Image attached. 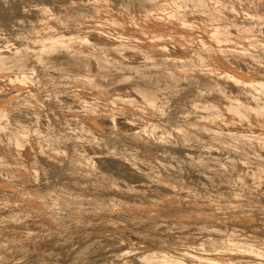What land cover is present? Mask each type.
I'll list each match as a JSON object with an SVG mask.
<instances>
[{"label": "rangeland", "instance_id": "rangeland-1", "mask_svg": "<svg viewBox=\"0 0 264 264\" xmlns=\"http://www.w3.org/2000/svg\"><path fill=\"white\" fill-rule=\"evenodd\" d=\"M204 2L0 0V264H154L163 248L212 253L231 236L264 245V127L201 113L225 106L214 89L264 95V0ZM221 5L231 23L195 32L193 17ZM246 28L263 33L258 46L233 41ZM131 29L151 40L124 49Z\"/></svg>", "mask_w": 264, "mask_h": 264}, {"label": "bare ground", "instance_id": "bare-ground-1", "mask_svg": "<svg viewBox=\"0 0 264 264\" xmlns=\"http://www.w3.org/2000/svg\"><path fill=\"white\" fill-rule=\"evenodd\" d=\"M232 1V0H231ZM236 1V0H235ZM248 1V0H247ZM162 2V1H161ZM178 2V1H177ZM226 2H229V1H225V3ZM242 2V1H241ZM240 2V3H241ZM159 3V2H158ZM180 3V2H179ZM194 3V2H193ZM203 3V2H202ZM204 3H206V0H205V2ZM220 3V2H219ZM231 3V2H230ZM233 3V2H232ZM235 3V2H234ZM233 3V4H234ZM251 3V2H250ZM257 3V2H256ZM168 4V3H167ZM178 4V3H177ZM207 4H208V2H207ZM217 4H218V2H217ZM90 5V4H89ZM110 5V4H109ZM151 5V4H150ZM193 5V4H192ZM228 5H229V3H228ZM237 5V4H236ZM244 5V4H243ZM166 6V5H165ZM169 6V5H168ZM222 6V10H220V11H217L215 8V10L216 11H210L208 14V16H201V17H193V18H195V20L196 21H194V26H195V32H197V30H202V29H204V28H207V27H209V26H213V24H215V23H217L218 21H224V23L226 22L227 24H229V23H231V22H229L228 20H227V18H225V12H226V9L224 10V7H223V5H221ZM230 6H232V5H230ZM241 6V5H240ZM255 6V5H254ZM153 7V6H152ZM158 7V6H157ZM181 7H183V6H181ZM203 7V6H202ZM226 7V6H225ZM229 7V6H228ZM180 8V7H179ZM188 8V7H187ZM218 8V7H217ZM232 8H233V6H232ZM231 7H230V9H232ZM199 9V8H198ZM206 8L204 7V9L203 10H205ZM220 9V8H219ZM218 9V10H219ZM228 9L229 8H227V11H228ZM235 10H237L238 11V13L240 12L238 9H237V6H236V8H234ZM247 9H249V8H247ZM104 10V9H103ZM193 10V9H192ZM187 11V10H186ZM225 11V12H224ZM230 11V10H229ZM228 11V12H229ZM262 11V10H261ZM107 12V11H106ZM199 12V11H198ZM202 12V11H201ZM231 12H232V10H231ZM231 12H229V13H231ZM98 13V12H97ZM96 13V14H97ZM160 13V12H159ZM183 13V12H182ZM235 13V12H234ZM241 13H243V12H241ZM250 13V12H249ZM121 14V13H120ZM200 14H202V13H200ZM199 14V15H200ZM233 14V13H232ZM83 15V14H82ZM195 15V14H194ZM222 16V20H220L219 18ZM236 15V14H235ZM240 15V14H239ZM228 16V15H227ZM226 16V17H227ZM250 16H252V15H250ZM255 16H256V14H255ZM58 17V16H57ZM254 17V16H253ZM252 17V18H253ZM180 18V17H179ZM256 18V17H255ZM93 19V18H92ZM190 19V18H189ZM189 19H183V21H181L182 22V24L183 25H188V24H190L191 22H192V20H191V22H189L190 20ZM242 19V18H241ZM181 20V19H180ZM189 20V21H188ZM244 20H245V17H244ZM249 20V19H248ZM257 20H258V18H257ZM260 20V19H259ZM253 21V20H252ZM262 21V20H261ZM94 22V21H93ZM233 22L234 21H232V24L231 25H235V24H233ZM244 22V21H243ZM98 23V22H97ZM100 24H101V21L99 22ZM123 23V22H122ZM93 24V23H92ZM219 24H221V23H219ZM226 24V25H227ZM252 24V23H251ZM264 24V23H263ZM117 25V24H116ZM166 25V24H165ZM182 25V26H183ZM192 25V26H193ZM167 26H169V25H167ZM193 26V27H194ZM229 26V25H228ZM227 26V27H228ZM236 26H237V24H236ZM235 26V27H236ZM260 26V25H259ZM123 27V26H122ZM134 28H135V26H133ZM136 27H138L137 25H136ZM140 27V26H139ZM171 27V26H170ZM173 27H176V26H173ZM238 27V26H237ZM243 27H244V25H243ZM250 27H251V25H250ZM75 28V27H74ZM97 28V27H96ZM95 28V29H96ZM117 28H121V26H119V27H117ZM131 28V27H130ZM182 28V27H181ZM180 28V29H181ZM192 28V27H191ZM48 29V28H47ZM60 29V28H59ZM104 29V30H103ZM122 29H124V28H122ZM136 29V28H135ZM138 29V28H137ZM169 29H171V28H169ZM172 29H174V28H172ZM180 29H179V31H180ZM182 29H185V27L184 28H182ZM230 29V28H229ZM54 30V29H53ZM61 30V29H60ZM67 30V29H66ZM100 30H102L101 32H103V31H109V32H112L111 34H113V33H122V32H124L123 30L122 31H120V30H116V29H114L112 26H108V27H105V28H101ZM133 29H131L130 31H131V33H130V35H128V34H126L125 35V38L123 39V42H122V46L124 47V42L125 41H130V42H132V41H140L141 42V40H142V42L144 41H147V39L149 38V37H151L150 35L151 34H149V37L147 38H145L141 33H142V31H132ZM144 30V29H143ZM151 30V29H150ZM176 30V29H175ZM187 29H185V31H186ZM191 30V29H190ZM189 30V31H190ZM68 31V30H67ZM79 31H81V30H79ZM106 31V32H107ZM126 31H127V28H126ZM164 31V30H163ZM178 31V30H177ZM182 31V30H181ZM194 31V30H193ZM260 31V30H259ZM52 32V31H51ZM50 32V33H51ZM53 32H55V31H53ZM57 32V31H56ZM77 32V31H76ZM89 32H90V30H89ZM92 32V31H91ZM94 32V31H93ZM158 32V31H157ZM192 33L193 35H197L196 33ZM201 33V31H198V33ZM228 32H229V30H228ZM226 30H223L222 31V29H221V31H219L218 33H217V36H219V37H217V38H220V40L221 39H226V38H228V39H234V38H230L231 37V34H229ZM261 32V31H260ZM49 33V34H50ZM61 33V32H60ZM120 33H119V35H120ZM126 33V32H125ZM145 33H147V32H145ZM180 33V32H179ZM185 33V32H184ZM188 33V32H187ZM235 33V32H234ZM238 33V32H237ZM262 33V32H261ZM260 33V34H261ZM83 36H81V37H84V36H88V32H87V34L86 35H84V33H81ZM98 34H101V33H98L97 32V35ZM106 34V33H105ZM110 34V36H112V37H110L109 36V34L108 35H106V37L105 38H103L104 36H102L101 37V39H103L102 41H104L106 38L108 39V38H113L114 37V35H111ZM124 34V33H123ZM154 34V33H153ZM152 34V35H153ZM159 34V33H158ZM164 33H162V36H161V39L163 38V37H167L168 35H163ZM168 34H170V32L168 33ZM174 34H175V32H174ZM183 34V33H182ZM202 34V33H201ZM204 34V33H203ZM214 34V33H213ZM259 34V32H255L253 29H251V28H246V29H244V30H241L238 34H237V36L235 35V39L233 40V41H236L238 44H239V42L240 41H244V40H246V41H251L252 42V45H253V47H255L254 45H259L260 44V35ZM263 34V33H262ZM22 35H23V33H22ZM61 35V34H60ZM90 35V34H89ZM103 35V34H102ZM145 35V34H144ZM161 35V34H160ZM159 35V36H160ZM177 35V34H176ZM176 35H174L175 37H176ZM199 35V34H198ZM24 36V35H23ZM53 36H56V33H55V35H53ZM63 36V35H62ZM71 36H73V35H71ZM76 36V35H75ZM86 36V40H88V38L89 37H87ZM120 36H122V34L120 35ZM119 36V37H120ZM124 36V35H123ZM172 36V38H173V35H171ZM171 36L169 35V37L171 38ZM180 36V35H179ZM188 36V35H187ZM191 36V35H190ZM204 36H205V34H204ZM214 36H215V34H214ZM233 36V35H232ZM263 36H264V34L261 36L262 38H263ZM8 37V36H7ZM30 37V36H29ZM80 37V38H81ZM96 37V36H95ZM98 37H100V36H98ZM115 37H117V35L115 36ZM117 37L118 38V40L120 39V38H123V37ZM154 37H156V31H155V36ZM182 37V36H181ZM181 37H179V38H181ZM185 37V36H184ZM183 37V39H184V41H186L185 39H186V37L184 38ZM202 37H203V35H202ZM202 37L201 38H199V39H201L202 41L201 42H198V43H203V40L205 41V39H202ZM213 37V36H212ZM79 38V39H80ZM117 38H115V40H117ZM156 38H159V40H160V37H156ZM156 38H155V40H156ZM178 38V36L176 37V39ZM198 38V37H197ZM204 38H206V36L204 37ZM27 39V38H26ZM68 39V42L66 41ZM67 39H65L64 40V38H63V41L64 42H60V45H70L69 44V41H74V43L76 42V40H74V39H77L76 37H74V39H72V37H68ZM70 39V40H69ZM94 39H97V38H94ZM101 39H100V41H101ZM114 39V38H113ZM153 39V38H152ZM165 39L166 38H164V41L163 42H166V41H168L169 42V40H171V39H169V40H166L165 41ZM175 39V38H174ZM189 39V40H188ZM198 39V40H199ZM212 39V38H211ZM215 39V38H214ZM83 40V39H82ZM82 40H81V43L80 44H83V45H85L84 47L85 48H81V49H88L89 47H86L87 45H86V43H87V41H86V43L83 41L82 42ZM91 39H89V41H90ZM148 40H151V39H148ZM178 41H180L179 39H177ZM209 40V39H208ZM17 41H19V40H17ZM16 41V42H17ZM24 41V40H23ZM54 41V40H53ZM93 41V40H92ZM91 41V42H92ZM112 41V40H111ZM161 42H162V40H160ZM171 41H173V40H171ZM176 41V40H175ZM184 41H182L183 42V46H185V48L187 47L186 45H188V44H191L190 42H195L196 41V37L195 36H193V38H187V41L186 42H188L189 41V43L187 44L186 42H184ZM20 42V41H19ZM22 42V41H21ZM32 42V41H31ZM65 42H67V43H65ZM79 42V41H78ZM98 42V41H97ZM141 42V43H142ZM150 42V41H149ZM152 42V41H151ZM150 42V43H151ZM154 42V41H153ZM155 42H159L158 41V39H157V41H155ZM181 42V41H180ZM206 42V41H205ZM225 42H227V41H225ZM262 42H264V41H262ZM29 43V42H28ZM48 43H49V41H48ZM56 43V42H55ZM77 43V42H76ZM99 43H101V45H103V43L104 42H99ZM107 43H108V41H107ZM106 43V45L108 46V44ZM113 43V42H112ZM134 43V42H133ZM138 44V45H140V47H142V48H140V49H145V50H142V51H147L146 52V55H153L154 54V52L151 50V47H149L150 45H144V43L143 44ZM145 43H147V42H145ZM179 43V42H178ZM196 44H197V42H195ZM234 43V42H233ZM87 44H89V43H87ZM136 44V43H135ZM160 44V43H159ZM158 44V45H159ZM162 44V43H161ZM166 44V43H165ZM181 44V43H180ZM204 44V43H203ZM241 44V43H240ZM263 44V43H262ZM261 44V45H262ZM26 45V44H25ZM46 45H47V43H46ZM50 45H52V46H50V47H55V46H58V44L57 45H55V44H51V42H50ZM55 45V46H54ZM96 45V44H95ZM106 45H104V46H106ZM110 45V44H109ZM113 45V44H112ZM114 45H116L117 46V44H114ZM119 45V44H118ZM144 45V46H143ZM164 45V44H163ZM194 46H195V44H193ZM198 45V44H197ZM200 45H202V44H200ZM205 45V44H204ZM226 45V44H225ZM228 45V44H227ZM37 46V45H36ZM80 46H82V45H80ZM89 46V45H88ZM106 46V47H107ZM137 46V45H136ZM161 46V45H160ZM178 46H180V45H178ZM191 45H189V47H190ZM230 46V45H229ZM251 46V45H250ZM34 47V46H33ZM48 47H49V44H48ZM103 47V46H102ZM106 47H104V48H106ZM112 47V46H111ZM118 47V46H117ZM158 47V46H157ZM164 47H167V45H164ZM175 47V46H174ZM182 47V46H181ZM192 47V46H191ZM215 47H216V45H215ZM22 48V47H21ZM38 48V47H37ZM44 48V47H43ZM101 48V47H100ZM110 48V47H109ZM159 49H160V47H158ZM188 48V47H187ZM193 48V47H192ZM250 48V47H249ZM78 49H79V47H78ZM116 49H118L119 50V47L118 48H116ZM115 48H114V50L115 51H118V50H116ZM124 49H125V47H124ZM134 49H136V52L135 53H138L139 51H137V50H140V49H137V47H134ZM163 48H161V50H162ZM166 50H167V48H165ZM191 49V48H190ZM208 49V48H207ZM38 50V49H37ZM93 50V49H92ZM133 50V49H132ZM250 49H248V51H249ZM255 50H256V48H255ZM106 51V50H105ZM111 51H113V50H111ZM135 51V50H134ZM164 49H163V53H164ZM169 51V50H168ZM167 51V52H168ZM171 51V50H170ZM190 51V50H189ZM247 51V52H248ZM251 51V50H250ZM264 51V50H263ZM21 52V51H20ZM49 52V51H48ZM82 52V51H81ZM87 52H91V54H92V52L93 51H91V50H89V51H87ZM114 52V51H113ZM144 52V53H145ZM166 52V53H167ZM183 52V51H182ZM197 52V51H196ZM254 52V51H253ZM4 53H6V52H4ZM3 53V54H4ZM13 53V52H12ZM140 53H141V51H140ZM143 53V52H142ZM148 53V54H147ZM166 53H164V55L166 54ZM170 53V52H169ZM181 53V52H180ZM187 53V52H186ZM189 53V52H188ZM210 53V52H209ZM25 54V53H24ZM77 54V53H76ZM93 54H95V53H93ZM106 55V57H110L111 55H112V52H110V51H106L105 53H103V55ZM128 54V53H127ZM139 54V53H138ZM171 54V53H170ZM205 54V53H204ZM229 54V53H228ZM231 54V53H230ZM96 55V54H95ZM119 55V54H118ZM122 55V54H121ZM120 55V56H121ZM129 55V54H128ZM145 55V56H146ZM155 55H156V53H155ZM159 55V54H158ZM200 55V54H199ZM248 55H249V53H248ZM9 56V55H8ZM30 56V55H29ZM101 56H102V54H101ZM120 56H118V57H120ZM126 56V55H125ZM130 56V55H129ZM133 56V55H132ZM154 56V55H153ZM169 57H170V55H168ZM173 56V55H172ZM198 56V55H197ZM215 56V55H214ZM213 56V57H214ZM230 56H232V55H230ZM235 56V55H234ZM236 56H238V55H236ZM27 57V56H26ZM33 57V56H32ZM35 57V56H34ZM42 57V56H41ZM98 57V56H97ZM100 57V56H99ZM116 57H117V55L115 56V59H116ZM123 57V56H122ZM160 57V56H159ZM175 57V56H174ZM233 57V56H232ZM6 58V57H5ZM18 58V57H17ZM95 58V57H94ZM114 58V57H113ZM127 58H129V57H127ZM146 58H149V57H146ZM146 58H144V59H146ZM198 58V57H197ZM197 58H196V63L198 62L197 61ZM203 58V57H202ZM210 58V57H209ZM253 58V57H252ZM255 58V57H254ZM7 59V58H6ZM15 58H13V60H14ZM96 59V58H95ZM102 59V58H101ZM103 59H105V58H103ZM132 59V58H131ZM138 59V58H137ZM210 59H212V58H210ZM5 60V59H4ZM17 60H19V62H21V60H26V59H24V57L23 58H20L19 57V59H15V62L13 61L12 63L14 64V63H18V61ZM121 60V59H120ZM216 60L218 61V60H221L219 57H216L215 58V62H216ZM224 60V59H223ZM253 60V59H252ZM6 61V60H5ZM10 61V60H9ZM12 61V60H11ZM11 61H10V63H11ZM115 61H117V59L115 60ZM114 61V62H115ZM151 61V60H150ZM156 61V60H155ZM154 61V62H155ZM212 61V60H211ZM261 61V60H260ZM25 62V61H24ZM113 62V63H114ZM138 62V61H137ZM148 62V61H147ZM146 62V63H147ZM158 62V61H157ZM209 62V61H208ZM215 65H216V63L214 62V61H212ZM219 62V67H221V65L223 64V63H220V61H218ZM221 62H223L222 60H221ZM5 63V62H4ZM135 63V62H134ZM144 63V62H143ZM149 63H151V62H149ZM194 63V62H193ZM202 63V62H201ZM5 64H7L8 65V63H5ZM4 64V65H5ZM133 64V63H132ZM198 64V63H197ZM218 64V63H217ZM255 64V63H254ZM134 65V64H133ZM136 65V64H135ZM138 65H140L139 63H138ZM137 65V66H138ZM164 65V64H163ZM202 65H204V62H203V64ZM211 65V64H210ZM224 65V64H223ZM246 65V64H245ZM6 66V65H5ZM10 66V65H9ZM14 66V65H13ZM22 66V65H21ZM157 66V65H156ZM162 66V65H161ZM182 66V65H181ZM206 66H208V64L206 65ZM212 66V65H211ZM226 66L227 65H225V67L224 68H226ZM252 66V65H251ZM250 66V67H251ZM15 67V66H14ZM150 67V66H149ZM173 67V66H172ZM176 67V66H175ZM223 67V66H222ZM228 68H229V66H227ZM254 67V66H253ZM258 67V66H257ZM18 68V67H17ZM145 68V67H144ZM158 68V67H157ZM203 68V67H202ZM136 69V68H135ZM143 69V68H142ZM141 69V70H142ZM148 69V68H147ZM150 69V68H149ZM154 69V68H153ZM162 69V68H161ZM227 69V68H226ZM134 70V69H133ZM138 70V69H137ZM155 70V69H154ZM156 70H158V69H156ZM166 70V69H165ZM205 70V69H204ZM209 70V69H208ZM212 70V69H211ZM27 71V70H26ZM25 71V72H26ZM147 71V70H146ZM149 71V70H148ZM152 71V70H151ZM151 71H149V72H151ZM163 71H164V69H163ZM177 71V70H176ZM215 71V70H214ZM213 71V72H214ZM226 71V70H225ZM224 71V72H225ZM229 71V70H228ZM263 71V70H262ZM29 72V71H28ZM140 72H142V71H140ZM144 72V71H143ZM154 72V71H153ZM156 72V71H155ZM159 72H160V70H159ZM201 72H203V71H201ZM223 72V73H224ZM27 73V72H26ZM30 73H32V72H30ZM136 73H138V72H136ZM158 73V72H157ZM179 73V72H178ZM183 74L185 73V72H182ZM254 73V72H253ZM258 73V72H257ZM257 73H256V76H257ZM263 73V72H262ZM19 74H20V72H19ZM22 74V73H21ZM214 74V73H213ZM28 75V74H27ZM147 75V74H146ZM158 76V75H157ZM246 76V75H245ZM253 76V75H252ZM149 77V76H148ZM246 77H248V76H246ZM251 77V76H250ZM261 77V76H260ZM19 78V77H18ZM75 78V77H74ZM153 78V77H152ZM244 78V77H243ZM262 78V77H261ZM263 78H264V76H263ZM247 79V78H246ZM262 80V79H261ZM81 83V82H80ZM241 86H243V88H245V90H249L250 89V86H247V85H241ZM212 88V87H211ZM234 88V87H233ZM236 90V89H235ZM245 90H243V92L245 91ZM213 91H215L216 92V94H214L215 96H218L219 97V99L220 100H222L224 103H225V106L224 107H221V106H217V104H216V106L217 107H214L213 106V108H210V109H203L202 110V114L203 113H205L204 115H206L207 114V116H212V115H215V116H221V115H225L226 113H228L227 115H229L230 114V116H232V117H236L237 119H242L241 121H249V124L251 123L252 124V126H254L255 128H257V130L260 128V127H262V129H263V127H264V121H261L263 118H264V95L261 97H255V98H252L251 99V97H250V99L249 100H246L245 98H243V96H240L241 98H239L238 97V95H237V93H235V91L231 88V87H229L228 88V91H226L225 92V94L223 95V96H221V91L219 90V89H214ZM237 92H238V90H236ZM161 92V91H160ZM242 93V92H241ZM246 93H249V92H246ZM255 94H256V92H255ZM212 95V94H211ZM245 95H247V94H245ZM249 95V94H248ZM260 95V94H259ZM213 96V95H212ZM194 100V99H193ZM24 102V101H23ZM208 102V101H207ZM208 103H211V101L210 102H208ZM213 103V102H212ZM200 104V103H199ZM198 104V105H199ZM214 104V103H213ZM212 104V105H213ZM196 108V107H195ZM224 110V112H226V113H223V114H221V112L223 111L222 109ZM189 109V108H188ZM198 110V109H197ZM192 111V110H191ZM193 112V111H192ZM197 114H198V112H197ZM220 118V117H219ZM223 120V119H222ZM201 121V120H200ZM225 121V120H224ZM247 123V122H246ZM22 124V123H21ZM200 124V123H199ZM234 124H235V122H234ZM250 124V125H251ZM251 126V127H252ZM250 127V128H251ZM254 127H252L253 129H254ZM231 128V127H230ZM248 130H249V128H248ZM251 130V129H250ZM256 130V129H255ZM264 131V130H263ZM245 132V131H244ZM247 133V132H246ZM256 133H257V131H256ZM253 138V137H252ZM252 138H251V140H252ZM262 139H263V137H262ZM253 142V141H252ZM259 142V141H258ZM7 143V142H6ZM260 143V142H259ZM8 145H9V143H7ZM10 144H19V145H22V143H21V141H19V140H16V139H12L11 141H10ZM12 146V145H11ZM14 146V145H13ZM12 148V147H11ZM28 151V150H27ZM30 152V151H29ZM28 152V153H29ZM31 153V152H30ZM4 163H6V161H4ZM118 163V162H117ZM120 164V163H119ZM119 164H117L118 166H119ZM117 166V167H118ZM119 167H121V166H119ZM4 168V167H3ZM111 168V167H110ZM19 169H22V168H19ZM115 169V168H114ZM116 170V169H115ZM118 170V169H117ZM121 170V169H120ZM119 171V170H118ZM117 171V172H118ZM152 171V170H151ZM23 172V171H22ZM120 173V172H119ZM152 173V172H151ZM8 174V173H7ZM29 174V173H28ZM124 174V173H123ZM116 175V174H115ZM157 177H158V175H157ZM163 178V177H162ZM172 178V177H171ZM234 178V177H233ZM155 179V178H154ZM161 179V178H160ZM6 182H7V180H5ZM24 181H26V180H24ZM162 181V180H161ZM179 181V180H178ZM176 182V181H175ZM216 182V181H215ZM179 183V182H178ZM255 184H256V182H255ZM173 185V184H172ZM204 186V185H203ZM218 186V185H217ZM255 186V185H254ZM173 191V190H172ZM164 192V191H163ZM159 193V192H158ZM157 193V194H158ZM156 194V195H157ZM197 194V193H196ZM225 194V193H224ZM215 195V194H214ZM226 195V194H225ZM196 196V195H195ZM165 198V197H164ZM163 198V199H164ZM157 199V198H156ZM229 199V198H228ZM239 199V198H238ZM236 200V199H235ZM213 201V200H212ZM228 201V200H227ZM241 201V200H240ZM239 205V204H238ZM31 231H32V229H30ZM25 233H26V231H24ZM23 233V232H22ZM28 233V232H27ZM31 233V232H30ZM234 233V232H233ZM23 235V234H22ZM231 235H233V234H231ZM24 236V235H23ZM31 238V237H30ZM33 238V237H32ZM253 238V237H252ZM255 239V238H254ZM3 242H4V240H3ZM259 243H261V242H259ZM258 242H257V240L255 241V240H253V239H250V238H247V236L246 237H241V238H237V237H233V236H231V237H228L226 240H224V241H217V242H215L214 243V246H215V250L214 251H212V253L211 252H207V251H196L197 249H195L194 250V248L192 249V248H188V249H186V250H184V251H174V250H170V249H166V248H163L160 252H158V253H156V254H154V264H264V245H263V243H262V245L261 244H259ZM132 246V245H131ZM133 248V247H132ZM181 254V256H179ZM153 257V256H152ZM183 257H187L188 258V260L187 259H183Z\"/></svg>", "mask_w": 264, "mask_h": 264}]
</instances>
